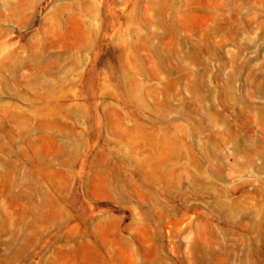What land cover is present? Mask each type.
Masks as SVG:
<instances>
[{
    "label": "rangeland",
    "instance_id": "1",
    "mask_svg": "<svg viewBox=\"0 0 264 264\" xmlns=\"http://www.w3.org/2000/svg\"><path fill=\"white\" fill-rule=\"evenodd\" d=\"M0 264H264V0H0Z\"/></svg>",
    "mask_w": 264,
    "mask_h": 264
}]
</instances>
